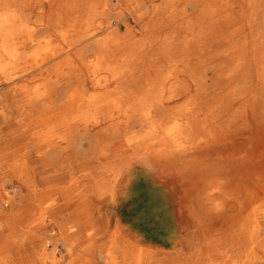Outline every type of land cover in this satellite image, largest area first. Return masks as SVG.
I'll list each match as a JSON object with an SVG mask.
<instances>
[{"label":"bare ground","instance_id":"6f19581e","mask_svg":"<svg viewBox=\"0 0 264 264\" xmlns=\"http://www.w3.org/2000/svg\"><path fill=\"white\" fill-rule=\"evenodd\" d=\"M202 1L0 0V264H264V198L182 259L112 223L135 177L172 244L196 173L231 210L264 196V12L214 0L198 25Z\"/></svg>","mask_w":264,"mask_h":264},{"label":"crops","instance_id":"0c3cea01","mask_svg":"<svg viewBox=\"0 0 264 264\" xmlns=\"http://www.w3.org/2000/svg\"><path fill=\"white\" fill-rule=\"evenodd\" d=\"M222 5L223 3L221 1L215 2L214 0H203L202 2L198 3L196 7L198 25L204 24V19L201 16V11L204 10V8L210 10L211 8L222 7ZM241 7L242 8H240V11L242 13H246L248 11V5L246 2L243 3ZM263 12L264 0H259L258 22L261 21ZM207 23L209 25V21ZM220 154L221 153L210 151L205 154V159L207 162H211L214 160V158L220 156ZM211 177L212 174L210 172L196 173L194 176H192V189L194 190V194L191 197L186 210H183L184 212L190 214L193 220L189 224L184 226L182 225L179 228V240L173 244L166 241L161 242V240L160 242L154 241L153 243L150 238H146L148 241L146 243L149 247L162 251V255H166L167 259L174 257V259H177V257L182 259L183 250L189 253L199 250L206 251L210 249V243L208 239L209 236L219 234V231H216V229H223L228 222V217L234 215L237 209H239L235 208L231 210L228 208V206H225L224 202L222 201L223 191L220 192L219 190L214 189L212 185L207 182V180H209ZM230 194L235 195L233 192ZM181 197H185L184 190L181 192ZM192 199L195 201H193L195 204L192 203ZM214 208L217 209V212L221 215L220 218L211 216ZM221 244L224 243H219V245Z\"/></svg>","mask_w":264,"mask_h":264},{"label":"rangeland","instance_id":"374dc122","mask_svg":"<svg viewBox=\"0 0 264 264\" xmlns=\"http://www.w3.org/2000/svg\"><path fill=\"white\" fill-rule=\"evenodd\" d=\"M36 85L37 82L32 86V88H34V92L36 91L35 89ZM33 110L35 116H37L38 115L37 107L35 106ZM41 128L42 127L40 125H37L35 127V130L41 131L42 130ZM262 152L264 153V149L262 150ZM137 167H138L137 165L134 166V169ZM260 177L261 174L258 175V178ZM141 179L143 178L135 177L129 186L128 192L123 196H119L118 198L119 204L115 207L109 208L111 211L110 213L112 214V223L114 222L115 217H119L122 223L126 225L127 224L130 225L133 229H138L140 233L145 237L144 238L145 240L146 238H150V240L153 243L154 241L160 242V240L161 242H165L166 240L162 241L163 238L162 235L168 233L167 227L169 224L166 215V209L164 207L163 202L161 201L157 193L149 186L148 182L147 181L140 182ZM248 193H249L248 195L253 198L254 203L250 204L248 207L244 209H237L235 214H238L240 212L238 215H245L249 213L251 210H253L257 205L262 203L261 200L264 198L263 195H259L256 197L257 191L255 190H251ZM193 199H192V203L195 202ZM66 212L68 211L67 210L63 211V213ZM55 226L54 228L58 233L59 230L57 229V226L56 227ZM55 237L57 239V235ZM54 241L55 244H58L55 239ZM166 242L171 243L172 241H166ZM55 244L51 243L48 247L51 248ZM223 252L224 254H229L230 250L224 249ZM76 254L77 253H73L72 254L73 257ZM213 256L219 258L218 256L221 255L214 252ZM213 259L215 260L214 257Z\"/></svg>","mask_w":264,"mask_h":264}]
</instances>
